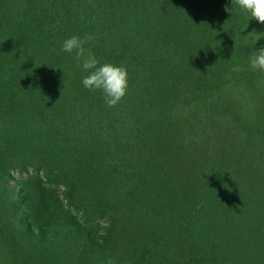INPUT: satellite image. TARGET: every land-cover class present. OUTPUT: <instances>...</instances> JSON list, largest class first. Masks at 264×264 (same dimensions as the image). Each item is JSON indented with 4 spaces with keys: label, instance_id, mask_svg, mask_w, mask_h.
I'll list each match as a JSON object with an SVG mask.
<instances>
[{
    "label": "trees",
    "instance_id": "trees-1",
    "mask_svg": "<svg viewBox=\"0 0 264 264\" xmlns=\"http://www.w3.org/2000/svg\"><path fill=\"white\" fill-rule=\"evenodd\" d=\"M255 33L232 0H0V264H264ZM72 35L127 69L114 107Z\"/></svg>",
    "mask_w": 264,
    "mask_h": 264
},
{
    "label": "clouds",
    "instance_id": "clouds-1",
    "mask_svg": "<svg viewBox=\"0 0 264 264\" xmlns=\"http://www.w3.org/2000/svg\"><path fill=\"white\" fill-rule=\"evenodd\" d=\"M233 6L246 11L257 23L264 22V0H232ZM228 12V8H225ZM245 28V27H244ZM243 28V29H244ZM255 41L264 38V33H255ZM91 35H72L61 44V51L74 54L84 73L81 84L90 91H100L107 107H114L125 96L128 87V71L124 66L101 63L85 45L92 40ZM248 64L252 69L264 72V47L251 50Z\"/></svg>",
    "mask_w": 264,
    "mask_h": 264
},
{
    "label": "rangeland",
    "instance_id": "rangeland-1",
    "mask_svg": "<svg viewBox=\"0 0 264 264\" xmlns=\"http://www.w3.org/2000/svg\"><path fill=\"white\" fill-rule=\"evenodd\" d=\"M12 177L13 181H11V186L16 188L15 184L17 183V181L26 179L27 175L14 173Z\"/></svg>",
    "mask_w": 264,
    "mask_h": 264
}]
</instances>
